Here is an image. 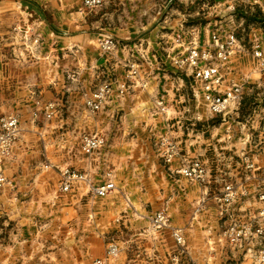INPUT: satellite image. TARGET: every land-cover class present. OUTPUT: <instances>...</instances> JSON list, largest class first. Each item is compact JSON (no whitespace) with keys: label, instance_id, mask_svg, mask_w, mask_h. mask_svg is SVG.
Here are the masks:
<instances>
[{"label":"rangeland","instance_id":"obj_1","mask_svg":"<svg viewBox=\"0 0 264 264\" xmlns=\"http://www.w3.org/2000/svg\"><path fill=\"white\" fill-rule=\"evenodd\" d=\"M75 1L71 5L68 4L70 9L67 16L56 17L53 15L55 1L35 0L32 7L46 21L43 23L39 15H36L34 26L28 36L26 32L19 31L13 34L11 38L23 46L18 49V54H29L37 59L45 57L51 65L56 64L61 58L65 62L62 68L66 70L62 71L66 75V91L80 92V100L75 101L82 103V106H85L87 95L109 77L115 80L114 86L117 82L123 81L130 68L126 65L129 60L136 63L138 72L133 81L128 83L129 91L125 95H119L115 90L104 103L112 101L110 104L113 108L120 106L125 107V110L105 114L117 121L121 127L106 128L104 125L98 129L103 134H110V141L101 149L103 152L113 154L111 160H103L105 164L103 167L109 166L113 170L114 180L120 187L128 182L162 185L161 191L158 192L119 191L118 200L126 201L131 196L133 200L145 201L149 205L150 214L163 211L170 221L173 217L180 223H186L188 218L191 219L194 222L187 226L191 230L189 238L185 230L187 227H179L185 236L187 251L188 239L196 247H202L205 239L212 255L208 260H212V264L218 262L215 253L221 248L229 249L231 253L230 247L220 235V208L218 200L215 199L223 179H231L237 185L247 187V191L241 190L244 194L241 192L238 199L242 206L258 207L257 205L261 204L258 191L254 189L264 183L263 175L259 177V181L247 179V174L250 173L245 170L241 158L243 153L256 154L258 163L264 164V140L261 135L264 130V78L251 54V37L258 33L256 30L244 32L245 36L241 30L238 33L241 26L253 23L252 19L249 20L251 2L105 0L103 6L85 10L82 0ZM230 5H234L236 9H230ZM46 24L50 31L46 30V26L44 28ZM75 24L80 27L76 28ZM62 25L65 26V31L59 28L60 26L62 28ZM105 26L112 31L114 28L119 29L125 32V35L118 37L116 32L105 34V31L100 30ZM85 30L103 33L97 36L95 44L101 52L100 57L106 59L114 57L117 63L115 67L112 68L108 64V67L97 69L96 65L86 62L88 53L85 49L70 43L72 38L76 37L74 33ZM217 30L224 34L236 32L240 37H244L245 42L244 50L234 54L226 65V77L243 84L241 101L226 115H213L209 111L203 99L202 86L193 76V69L187 65L180 66L173 61V58L183 57L189 43L209 48L212 35ZM136 31L138 33L134 34ZM140 32L142 35L138 36ZM107 35H112L121 42L113 52H106L99 42L100 38ZM129 35L131 36L128 40ZM259 35L264 46V21ZM122 39L128 41L131 39L132 42L126 43ZM124 44L128 47L125 48ZM144 54L147 55L144 57ZM96 70H100V74L99 77L94 75L96 78L94 81L90 71L96 73ZM72 74L75 77L69 76ZM68 96L63 99L67 104L70 102ZM156 99L165 101V110L158 105ZM75 101L73 103H76ZM86 111L91 112L87 108ZM122 119L131 121L130 128H124ZM84 133L90 132L86 130ZM165 139L172 141L175 146L176 154L170 161H167V144L163 145ZM261 141L263 143H260ZM134 152L142 154V157L135 158ZM126 158H130L134 164L130 169L126 165L128 163ZM193 159H199L209 167L208 184L192 180L177 172ZM159 166L164 168L166 173L171 169L174 175L166 177L164 174L161 176L136 174L138 171L142 173L147 168ZM129 170L131 175L127 173ZM104 173H101L102 179ZM207 192V200L203 203L202 198ZM153 204H159L160 209L157 208L155 212ZM181 205L184 206V211L182 215H178ZM163 230L169 232L170 228ZM182 255H187L184 260L188 259L191 261L190 264H195L189 252ZM229 257L235 256L229 254ZM233 262L236 263L237 258ZM242 262L255 264L251 255L242 257Z\"/></svg>","mask_w":264,"mask_h":264},{"label":"crops","instance_id":"obj_2","mask_svg":"<svg viewBox=\"0 0 264 264\" xmlns=\"http://www.w3.org/2000/svg\"><path fill=\"white\" fill-rule=\"evenodd\" d=\"M34 1L0 0V117L18 116L20 129L12 153L0 162V168L10 181L0 187V264H82L107 256L111 244H115L118 251L108 257L106 264H190L191 261L184 260L187 255L173 259L178 248L173 229L187 227L191 219L180 223L173 217L169 232L158 230L152 226L155 213L150 214L148 203L133 200L131 196L126 201L118 200L119 191L158 192L162 185L128 182L120 187L114 180L113 170L109 166L103 167V160H111L113 154L103 152L101 148L86 154L81 148V137L86 130L102 134L107 142L110 141V134H103L98 129L104 125L106 128L121 127L105 114L123 111L125 107L113 108L110 101L99 111L87 112L82 103L75 101L80 100V92L66 91V75L62 71L66 70L63 69L65 62L61 58L51 65L48 58L18 54V49L23 46L11 38L13 34L19 31L28 36L36 15L42 22L46 21L32 7ZM43 1H55L53 15L60 17L69 14L68 6L74 0ZM242 1L251 2L249 20L253 23L241 26L238 33L241 30L244 35V32L256 30L259 34L264 21V2ZM45 26L50 31L47 24ZM59 28L66 30L64 25ZM114 29L105 26L100 30L105 34L116 32L118 37L125 35ZM74 34L76 37L70 43L87 51V63L96 65L97 69L108 67V64L112 68L117 65L114 57L106 59L99 55L101 52L95 43L97 36L103 33L85 30ZM130 36H126L127 39ZM128 40L122 39L126 43L132 42ZM90 72L92 80L96 81L94 75L99 77L100 70ZM67 95L69 104L63 101ZM50 102L56 106L48 117L46 106ZM122 120L124 128H130L131 121ZM137 156L142 157V154L134 152V157ZM126 160L129 169L134 166L130 158ZM67 167L86 173L88 180L73 183L69 191L62 190L61 171ZM170 170L166 173L159 166L147 168L142 173L134 171H138L137 175L164 174L168 177L174 175ZM102 172H105L103 179L100 177ZM127 173L131 175V170ZM110 180L116 189L105 197L96 196L94 188ZM157 208L160 209L159 204H153L155 212ZM183 211L181 205L178 215ZM185 230L189 238L191 230L189 227ZM188 243V252L195 264H212V260H208L212 256L211 249L205 239L202 247L191 244L189 239ZM229 252V249L221 248L215 253L218 262L214 264L242 262V255L235 253V257L230 258ZM235 258L236 263L233 262Z\"/></svg>","mask_w":264,"mask_h":264},{"label":"built area","instance_id":"obj_3","mask_svg":"<svg viewBox=\"0 0 264 264\" xmlns=\"http://www.w3.org/2000/svg\"><path fill=\"white\" fill-rule=\"evenodd\" d=\"M85 10H92L105 4V0H82ZM235 10L234 5L229 6ZM237 11V10H236ZM236 13V12H235ZM245 36V35H243ZM260 35L251 37V54L257 63L258 69L264 78V46ZM102 48L106 52L115 51L121 45L120 40L112 35H107L99 39ZM124 47L127 45L124 44ZM244 37H240L236 32L221 33L217 30L212 35L209 48L198 47L193 44L187 46V51L181 58H173L180 66L187 65L193 69V76L202 86L203 99L209 111L213 115H226L228 111L238 104L243 97V84L236 80H229L226 77V65L231 61V57L239 51L244 50ZM144 54L143 56L145 57ZM149 57V56H148ZM147 57V58H148ZM130 68L125 74L123 81H114L111 77L103 81L99 86L87 95L85 106L89 111H99L115 90L119 95H125L129 91V82L136 77L138 69L136 63L129 60L126 63ZM75 77L74 74L69 75ZM117 80V79H116ZM145 83V81H144ZM158 105L165 110V101L156 99ZM56 104L51 102L46 106L47 116L54 113ZM19 118L16 115H4L0 117V162L12 153L13 146L19 135ZM264 140V130L261 132ZM260 143H263L261 141ZM107 144L106 138L98 133H83L81 137V148L86 154H92ZM167 144V161H170L176 154L172 141L165 139L163 145ZM264 149V146H263ZM242 161L247 171V179L259 181L261 175L264 176V164L260 165L256 154L243 153ZM178 173L192 179L208 184L210 181L209 167L199 159L187 162ZM86 173L73 168H64L61 171V189L69 191L73 183L87 181ZM264 181V180H263ZM10 183L0 168V187ZM207 187V186H206ZM116 189L113 181H107L94 188L96 196L105 197ZM247 191V187L239 186L231 179L224 178L216 198L220 208V235L226 245L230 247L231 255L238 253L243 257H253L255 264H264V183L258 185L254 190L258 191V198L261 201L258 207L252 205L242 206L239 202L241 190ZM244 194V192H242ZM207 194V195H206ZM208 192L202 198V202L207 200ZM201 209V208H199ZM152 226L155 229L163 230L172 228L170 218L163 212H157L152 217ZM173 234L177 241V253L173 259L179 255L188 253L186 239L182 229H173ZM118 248L115 244L108 247V255L97 258L82 264H106L110 255L116 254Z\"/></svg>","mask_w":264,"mask_h":264}]
</instances>
